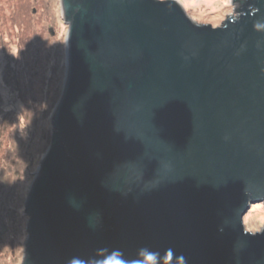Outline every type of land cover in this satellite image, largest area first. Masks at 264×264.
<instances>
[{"label":"water","instance_id":"95a60500","mask_svg":"<svg viewBox=\"0 0 264 264\" xmlns=\"http://www.w3.org/2000/svg\"><path fill=\"white\" fill-rule=\"evenodd\" d=\"M61 0L66 72L21 264H264V0Z\"/></svg>","mask_w":264,"mask_h":264},{"label":"rangeland","instance_id":"374dc122","mask_svg":"<svg viewBox=\"0 0 264 264\" xmlns=\"http://www.w3.org/2000/svg\"><path fill=\"white\" fill-rule=\"evenodd\" d=\"M34 1L33 22L21 13L30 28L22 23L19 32L10 22L0 21V264L22 263L28 218L24 198L50 144L51 115L65 80L68 27L61 0ZM177 1L195 22L213 27L238 14L232 0ZM0 11L9 13L7 0H0ZM6 60L12 61L10 67ZM243 226L251 233L262 230L263 203L250 206Z\"/></svg>","mask_w":264,"mask_h":264},{"label":"trees","instance_id":"16d2710c","mask_svg":"<svg viewBox=\"0 0 264 264\" xmlns=\"http://www.w3.org/2000/svg\"><path fill=\"white\" fill-rule=\"evenodd\" d=\"M8 2V14L5 12L0 11V21L1 22H5L8 21L11 23V27L13 30H18L19 32L22 31L21 30V25L26 24L27 26L25 29L30 28V23L26 20L25 22H23L24 19H22L21 17V13L29 20L33 22V17L32 15L34 14L32 12V10L30 9L31 7L35 6L34 4H36V2L33 0H7ZM2 12V13H1ZM9 14L11 15V17L9 16ZM25 29L23 31H25ZM31 35V34H30ZM24 37L22 38V40H24ZM0 42H1V38H0ZM31 45H29L30 47ZM30 56V53H29ZM23 57L22 53L21 56ZM19 58V55H18ZM18 58L13 62L16 63L18 61ZM27 58V57H26ZM34 58V57H33ZM33 58L29 57L27 58L29 61H31ZM12 61H7L6 60V67H10V63ZM9 69V68H8ZM34 69V67H32L31 71ZM9 71V70H8Z\"/></svg>","mask_w":264,"mask_h":264}]
</instances>
